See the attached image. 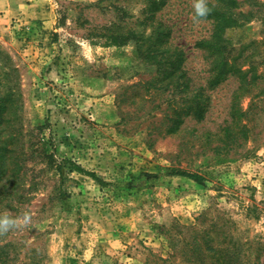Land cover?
I'll return each instance as SVG.
<instances>
[{"label":"rangeland","instance_id":"rangeland-1","mask_svg":"<svg viewBox=\"0 0 264 264\" xmlns=\"http://www.w3.org/2000/svg\"><path fill=\"white\" fill-rule=\"evenodd\" d=\"M98 1L52 0L50 19L0 25L21 73L20 99L0 123V166L14 161L18 174L0 186V213L31 215L0 234V264H179L188 228L239 264H264V0H208L222 10L217 29L214 16L194 18L193 0H166L156 17L171 33L160 48L163 58L181 53L178 84L161 55L92 35L125 18L142 28L135 16L149 0ZM238 69L257 83L240 89ZM197 89L201 121L186 112ZM252 92L259 145L224 148L232 100L239 93L246 110Z\"/></svg>","mask_w":264,"mask_h":264},{"label":"trees","instance_id":"trees-1","mask_svg":"<svg viewBox=\"0 0 264 264\" xmlns=\"http://www.w3.org/2000/svg\"><path fill=\"white\" fill-rule=\"evenodd\" d=\"M104 1L105 0H99L97 4L100 5ZM165 3L166 0H149V3L146 5V7L142 8L139 13L135 16L136 23L138 22L142 28L133 27L132 25H130V18H125L121 21L112 20L109 25L105 24L104 26H102V31H93L92 35L94 37L99 36L111 39L115 43L120 44L126 43L127 40H132L137 45L138 52L140 53V55H149V57H158L161 55V58H159V65L166 66L169 69L166 78H175L176 84H178V81L185 76V72H183L180 67L182 61L181 53L173 52V56L169 55L166 58H163L165 54H168V52L166 49L160 48V46L164 42H166L167 38H169L171 33L170 29L167 30L168 27L166 23L160 19H157L156 17V13L159 7L164 6ZM153 6L155 7V9H152ZM221 13L222 10H215L212 7L211 12L207 15L215 17L214 19L216 20V29L220 26V24L223 23L221 22ZM223 13L227 12L223 11ZM215 46L216 44H214L213 46L214 51ZM251 70L253 71V69L237 70L236 73L240 74V79L242 80L240 89L243 88V82L247 85L252 81H254L255 84L257 83L260 75L256 72L252 73V77H250L251 81L248 80L247 74ZM222 74L223 71L218 73L214 82L211 81V85L222 82L224 80L220 78ZM20 80L21 73L18 64L15 62L14 58L11 56L8 50L0 44V123L5 122V116L7 115V113H9V106H14L16 102H18V100L20 99ZM200 90L201 89H197L194 96H190L189 100H187L186 103L187 114L193 115L194 118H196L198 121H201L205 117L207 111L206 100L204 102V100L199 99L200 94L203 93H201ZM253 92L250 97L251 102L249 104L248 109L246 110L242 108V105L239 100V93L234 96L230 111L231 122L222 128L223 136L226 139V142L223 146L224 148L229 147V149H232L234 148V146L237 145L239 147H243L246 146L247 142H252L255 146L259 145L258 141L260 139V133H251V126L248 124L249 121L257 122V116H259L258 111H255L259 103L257 104L255 103V100H253L258 94H253ZM172 123L175 127V124H177L178 122L175 119L172 120ZM242 123L244 124V129L242 130L241 136L238 135V130L235 129V127ZM249 151H251V149H247V152ZM4 160L5 159H3V162ZM14 160L17 161V158H14ZM10 165V169L8 170V172L4 171L6 167L5 163L3 164V166H0V186L3 185L6 177H10V179L11 177H13L14 181L18 178V174L16 171V162L13 161ZM58 167V169L62 168L61 165H59ZM69 170L85 173L87 175H90L94 179H97L98 181L100 180V178L94 172L85 170L80 164H77L76 162L70 161ZM177 173L188 175L198 182H201L203 179L202 176L195 173H191L186 170H177ZM11 191H13V193L16 192L14 186L12 187ZM188 230L190 232V242L188 243L189 248L188 251L186 250L187 252H185V256L182 258L179 264H239L237 262L236 253L233 250H230L227 253V250H224L223 246H218L214 244L210 245V242L205 236V234L200 235L202 236V240L204 241L202 245L198 239L200 237L198 234L200 233L197 232L195 228H188Z\"/></svg>","mask_w":264,"mask_h":264},{"label":"crops","instance_id":"crops-1","mask_svg":"<svg viewBox=\"0 0 264 264\" xmlns=\"http://www.w3.org/2000/svg\"><path fill=\"white\" fill-rule=\"evenodd\" d=\"M50 19L53 15L52 0H0V25H11L18 15Z\"/></svg>","mask_w":264,"mask_h":264},{"label":"clouds","instance_id":"clouds-1","mask_svg":"<svg viewBox=\"0 0 264 264\" xmlns=\"http://www.w3.org/2000/svg\"><path fill=\"white\" fill-rule=\"evenodd\" d=\"M194 18L206 17L210 12L208 0H193ZM31 220L29 212L25 211L19 216L9 212L0 213V234L7 233L12 229H18L27 225Z\"/></svg>","mask_w":264,"mask_h":264}]
</instances>
